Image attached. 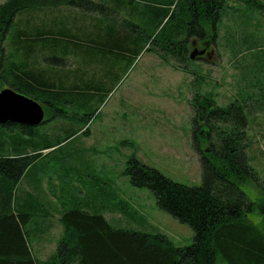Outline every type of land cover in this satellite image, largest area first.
Returning a JSON list of instances; mask_svg holds the SVG:
<instances>
[{
  "label": "trees",
  "instance_id": "obj_1",
  "mask_svg": "<svg viewBox=\"0 0 264 264\" xmlns=\"http://www.w3.org/2000/svg\"><path fill=\"white\" fill-rule=\"evenodd\" d=\"M230 1L7 0L0 4V86L8 84L40 102L46 112L42 124L56 118L48 132L13 122L0 124V264H218L220 260L264 264V200H252L243 190L246 184L261 185L246 154V106L237 100L215 106L212 96L198 92L192 100L199 104L196 116L211 131L207 138L202 128L196 130L205 139L199 143L210 145L201 151L203 184L176 182L135 156L123 171L133 185L149 188L162 210L193 229L191 245L178 246L159 231L111 222L103 209L94 207L109 206L116 190L111 189L109 196L88 179L81 184L60 183L70 188V197L61 202L64 232L56 252L42 261L30 243L32 234L44 229L38 219H46L38 210L39 193L44 194L23 184L40 186L45 179L55 183L48 166L39 162L72 137L89 134V128L80 131L77 124L88 122L98 108L88 113L81 109L97 97L103 99L111 68L140 54L150 42L163 59L175 58L188 70L189 41L216 42L218 24ZM234 1L264 18V0ZM133 209L123 201L119 212L130 216ZM251 213L263 214L261 221L253 222Z\"/></svg>",
  "mask_w": 264,
  "mask_h": 264
},
{
  "label": "rangeland",
  "instance_id": "obj_2",
  "mask_svg": "<svg viewBox=\"0 0 264 264\" xmlns=\"http://www.w3.org/2000/svg\"><path fill=\"white\" fill-rule=\"evenodd\" d=\"M5 1L0 0V4ZM134 4L137 6V2ZM243 9V4L230 1V8L218 24L216 42L210 43L212 57L194 58L187 63L188 70L175 58L163 59L161 51L150 42L140 54L122 59L111 68L103 99L97 97L81 109L88 113L98 108L88 122L77 124L80 131L89 128V134L83 132L72 137L53 155L39 162L48 166L55 183L48 180L47 186L45 179L40 185L45 188V197L39 198L38 204L45 202V205H39L38 210L46 219L45 216L38 219L46 221L50 231L41 235L35 231L31 236V249L37 258L49 259L63 237L60 216L63 199L67 201L70 197V188H63L60 183L72 184L77 180L81 184L84 179L93 187L100 186L109 196L111 189L116 190L117 196L105 202L109 206L96 203L94 207L109 214L110 221L116 225L162 232L178 246L193 243V229L162 210L153 192L133 185L123 171L135 156L176 182L187 186L203 184L201 151H207L210 145L199 143V139H205L196 131L205 127L196 116L199 104L192 101L197 92L212 96L215 106L225 107L236 100L246 106V154L261 185L246 184L243 190L252 200H264V18L258 12L253 14ZM10 40L2 44H9ZM68 63L76 66L70 60ZM100 73H104L103 68ZM249 98L252 101L247 102ZM55 119L36 126L37 130L50 131ZM213 141L218 143L216 138ZM54 184L57 189H52ZM73 191L76 193L78 189ZM89 191L83 189L81 199L85 200L83 194ZM123 201L134 208L130 216L119 212ZM262 217L263 214H249L255 223ZM218 264L227 263L220 260Z\"/></svg>",
  "mask_w": 264,
  "mask_h": 264
},
{
  "label": "water",
  "instance_id": "obj_3",
  "mask_svg": "<svg viewBox=\"0 0 264 264\" xmlns=\"http://www.w3.org/2000/svg\"><path fill=\"white\" fill-rule=\"evenodd\" d=\"M203 52L194 50L190 57L195 58ZM44 119V108L37 100L12 87L0 89V124L13 122L36 127Z\"/></svg>",
  "mask_w": 264,
  "mask_h": 264
},
{
  "label": "flooded vegetation",
  "instance_id": "obj_4",
  "mask_svg": "<svg viewBox=\"0 0 264 264\" xmlns=\"http://www.w3.org/2000/svg\"><path fill=\"white\" fill-rule=\"evenodd\" d=\"M210 41H200L198 39H192L189 41V54L193 51V50H198V51H204L203 53H199L197 55V57H203V58H206V59H209L210 57H212V54H213V50L212 49H209L210 47ZM210 50V51H209ZM212 50V51H211ZM205 127L202 128V133L204 135H206L207 138L210 137L211 135V131H210V128L209 126L206 124L204 125Z\"/></svg>",
  "mask_w": 264,
  "mask_h": 264
},
{
  "label": "crops",
  "instance_id": "obj_5",
  "mask_svg": "<svg viewBox=\"0 0 264 264\" xmlns=\"http://www.w3.org/2000/svg\"><path fill=\"white\" fill-rule=\"evenodd\" d=\"M46 182V185L48 186V181L46 180L45 181ZM42 185V184H41ZM43 186H44V184H43ZM23 187H25L26 189H41V192L44 194V195H41V197H40V199L42 198V197H45V188L43 187L42 188V186H39V185H34V187H30V185L28 184V183H24L23 184ZM46 197H47V194H46ZM45 203V202H44ZM44 203H41V204H39L40 206L41 205H45ZM106 214V213H105ZM106 216L108 217V218H110V216H109V214H106ZM49 225V224H48ZM43 226H44V229L42 230V231H37L38 233V235H41V234H44L45 232H46V234H48L49 233V231H50V229L49 228H47L46 227V221H44V224H43ZM47 228V229H46ZM45 229H46V231H45Z\"/></svg>",
  "mask_w": 264,
  "mask_h": 264
}]
</instances>
